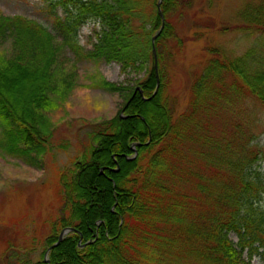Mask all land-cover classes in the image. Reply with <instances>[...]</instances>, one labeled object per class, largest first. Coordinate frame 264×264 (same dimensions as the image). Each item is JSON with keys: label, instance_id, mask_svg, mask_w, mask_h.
Instances as JSON below:
<instances>
[{"label": "trees", "instance_id": "1", "mask_svg": "<svg viewBox=\"0 0 264 264\" xmlns=\"http://www.w3.org/2000/svg\"><path fill=\"white\" fill-rule=\"evenodd\" d=\"M51 1L52 30L37 19L0 10L1 149L27 161L45 157L53 135L49 119L70 91L77 62H118L123 73L154 64L135 87L110 81L98 70L90 75V87L121 95L134 88L121 110L125 116L103 122L91 156L58 174L63 202L43 217L44 234L30 233L25 247L33 252L40 245V258L30 263L6 248L3 264H251L246 250L250 258H264V178L252 171L262 151L252 144L248 112L231 123L229 114L219 117L235 104L249 111L250 99L264 106V5L252 15L255 26L248 22L242 29L259 31L245 52L229 56L218 46L207 48L212 57L192 84L186 110L175 117L163 62L174 54L171 43L186 41L170 23L171 12L185 10L186 2L179 7L180 0H163L160 31L158 0ZM89 20L101 26L92 49L78 38ZM5 42L10 47L1 50ZM69 54L77 62L68 61ZM69 63L76 70L68 69ZM3 85L20 97L7 94L8 101ZM150 106L159 118L153 113V122H142L136 111ZM135 141L140 144L131 174L133 159L127 156L134 154ZM94 174L102 182L98 196ZM69 226L76 230L50 250L48 263V248ZM81 236L82 244L91 243L80 245Z\"/></svg>", "mask_w": 264, "mask_h": 264}, {"label": "rangeland", "instance_id": "2", "mask_svg": "<svg viewBox=\"0 0 264 264\" xmlns=\"http://www.w3.org/2000/svg\"><path fill=\"white\" fill-rule=\"evenodd\" d=\"M189 1L190 4L187 0L178 1L179 7L186 2L187 8L180 11L176 9L170 14V23L174 27L176 37L186 41H183L182 46L177 47L170 44L171 52L174 54L166 58L163 62L164 67L162 66L166 72L164 81L168 86L165 93L169 94L172 100L173 107L171 104L170 107L174 113L176 110L175 117L186 110L192 84L202 74L207 61L212 57L211 51L207 48L218 46L229 56H238L245 52L259 36V31L253 29L246 32L242 29L249 25L255 26L250 22L252 15H256L259 5H264V0ZM51 3V0H0V10L8 15L23 14L37 19L52 30L55 10L49 12ZM249 11L252 12L250 17L246 15ZM58 14L63 15L61 8H58ZM100 27L95 20H89L80 27L78 38L86 49L93 48ZM9 47L10 44L5 42L1 50ZM68 61L77 62V59L69 54ZM147 64L149 65H145L140 71L132 69L128 73H123L118 62H77L79 70L75 71L73 78H69L72 80L69 93L64 101L60 102L59 107L52 114L50 112L49 125L51 122L53 135L45 157L27 161L20 155L10 154L0 148V264H3L2 254L6 248L10 249L9 253L14 251L26 256L30 263L40 258L42 251L40 245L33 252L25 247L28 245L27 238L30 233H35L38 229L44 234L41 228L43 217L63 202L60 197L58 174L66 167L73 166L72 163L75 161L91 156V148L98 146L94 139L96 131L103 128V122L119 114L125 116L121 110L134 88L128 89L126 94L121 95L90 87L92 82L90 75L98 70L110 81L135 87L138 80L146 77V70L150 69L154 62L151 60ZM65 65L70 69V63ZM70 70L76 69L73 67ZM159 87L160 81L157 82L154 94ZM1 90L8 101L10 99L7 94L19 96L17 92L12 93L4 85ZM141 94L143 95L142 91ZM143 97L148 99L146 96ZM167 99L168 96L165 101ZM248 103L249 111L243 108L244 104H235L225 115L219 117L224 119L229 114L231 123L237 117L244 118L243 113L248 112L250 128L255 135L252 144L262 151L252 171L257 170L264 178V106L257 99H250ZM149 108L147 111H136V115L143 117L142 122L144 120L153 122L155 115L159 118L157 108L153 106ZM218 125L223 124L220 122ZM135 143L140 144L135 141L131 147ZM135 147L134 154L127 156L129 160H134L137 156V145ZM113 157L116 158L115 154ZM94 176L95 174L92 182L97 180ZM97 181L99 184H94L93 189L96 193L97 187L102 186V182L99 179ZM89 184L90 181L86 185ZM97 196L94 199H97ZM260 204L264 206V192L261 194ZM230 237L238 242L235 233H231ZM244 257L250 260L251 264H264V258L259 254L250 258L246 250Z\"/></svg>", "mask_w": 264, "mask_h": 264}, {"label": "water", "instance_id": "3", "mask_svg": "<svg viewBox=\"0 0 264 264\" xmlns=\"http://www.w3.org/2000/svg\"><path fill=\"white\" fill-rule=\"evenodd\" d=\"M162 1H163V0H159L158 3H157V6H158V10H159V12H160V14H161V16H162V20H163V25H162V27H163V26H164V15H163V12H162V10H161V3H162ZM157 35H158V34H156V35L153 37V43H154L155 38L157 37ZM153 51H154V56H155V60H156V65H157V53H156V48H155V46H153ZM136 145H137L136 143L133 144L132 148H133V149L136 148V147H135ZM74 230H75V228H73V227H66V228H64V229L61 231V233L59 234L58 241H57L56 243H54L52 246H50V248H49V249L47 250V252H46V261H47L48 263L50 262V260H49V258H48L49 251H50L54 246H57V245H58V244L64 239V237L66 236V234H67L69 231H74ZM82 239H83V238L80 239V242H82ZM89 243H91V241H88V242L84 243L83 246H85L86 244H89ZM80 244H81V243H80Z\"/></svg>", "mask_w": 264, "mask_h": 264}, {"label": "bare ground", "instance_id": "4", "mask_svg": "<svg viewBox=\"0 0 264 264\" xmlns=\"http://www.w3.org/2000/svg\"><path fill=\"white\" fill-rule=\"evenodd\" d=\"M219 128V130H222L223 128L221 126L217 127ZM133 166L134 167H130L131 168V174L135 173V168L137 167V162L135 160H133Z\"/></svg>", "mask_w": 264, "mask_h": 264}]
</instances>
